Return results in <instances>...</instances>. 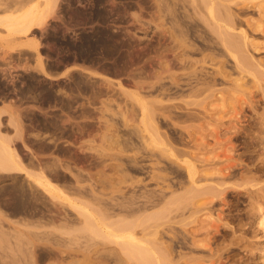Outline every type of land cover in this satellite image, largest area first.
Segmentation results:
<instances>
[{"label":"bare ground","instance_id":"1","mask_svg":"<svg viewBox=\"0 0 264 264\" xmlns=\"http://www.w3.org/2000/svg\"><path fill=\"white\" fill-rule=\"evenodd\" d=\"M33 1L0 0V183L28 180L0 187V264H264V168L237 162L264 153V0Z\"/></svg>","mask_w":264,"mask_h":264},{"label":"rangeland","instance_id":"2","mask_svg":"<svg viewBox=\"0 0 264 264\" xmlns=\"http://www.w3.org/2000/svg\"><path fill=\"white\" fill-rule=\"evenodd\" d=\"M90 1V0H89ZM92 1H95V0H92ZM33 2H37V3H39V4H41V3H43L44 1L43 0H34ZM0 28H2L1 26H0ZM4 28V27H3ZM3 28L2 29H0V31H1V34L2 35H5V31L3 30ZM143 30L144 29H147V31H148V33L151 35L152 33V31H151V29H149V28H142ZM28 37L27 36H25V37H23V38H21L22 40H25V39H27ZM16 73V72H15ZM14 73V74H15ZM13 74V75H14ZM17 74V73H16ZM17 76V77H16ZM14 75V77H12L13 79L15 78V79H18V74L17 75ZM12 79V80H13ZM19 80V79H18ZM18 80H13V81H18ZM126 86H128V87H130V85H126ZM223 86H228V85H221L220 87H223ZM226 94V93H225ZM224 94V95H225ZM219 96H221V94H219L218 95V97ZM226 97H224V98H226L227 100H228V93H227V95H225ZM222 97H223V95H222ZM227 110V112H228V109H226ZM226 114V116L227 117H225L224 115ZM217 113V115H216V113H214V115H213V117H212V121L213 120H215V118H216V116H224V119L226 120V121H228V114L227 113ZM218 116V117H219ZM247 118H246V121L245 122H243V126L244 125H246V126H248L249 125V121H251V119H250V117L252 116V113H247ZM227 118V119H226ZM216 119H218V118H216ZM250 119V120H249ZM3 120H4V123H7V117H5L4 116V118H3ZM138 120V119H137ZM212 121H211V123L210 124H204L203 125V127H205V129H207L206 131H208L207 133H210L211 131V129L213 130L215 127H216V125L214 124L215 122H213L212 123ZM137 122V121H136ZM132 123V122H131ZM210 125V126H209ZM129 126H131L132 128H121L120 126V128L122 129V131H128V130H131V129H133L134 127V125L132 126V124L131 125H129ZM209 126V127H208ZM214 126V127H213ZM166 127V126H165ZM164 127V128H165ZM210 127H212L211 129H208V128H210ZM166 129V128H165ZM164 130V129H163ZM3 131L4 132H6V133H13L11 130H9V129H6V128H4L3 129ZM210 131V132H209ZM123 133V132H122ZM126 134V133H125ZM125 136V135H124ZM211 137L209 136V139H210ZM210 142H212V145L214 144L213 143V140H210ZM238 144H239V142H238ZM237 144V145H238ZM18 145H20L19 143H18ZM77 154H78V152H77V150H74ZM242 152H245V148H244V146L243 145H240L239 146V151H238V154H242L241 156H240V158L237 156V162H239L241 165H243V166H241L240 168H242V167H244V166H249V167H253L254 165L256 166V165H258L259 167H261V168H264V153H259V155L258 156H256V159H255V161L251 164V163H249L248 162V160L246 159V156L242 153ZM130 153V152H129ZM141 159H144V160H141ZM141 159H140V163L141 164H147V166H146V168L147 169H143V170H141L140 169V165L138 166H136V168H137V170H132L131 171V174H134V173H136L135 175H136V177H135V179H141V181H143V182H141L140 183V181L139 180H136V185L133 187V186H131V187H129L128 189L127 188H124V189H126V192L128 191L129 192V190L131 191V192H129V193H134L135 194V192H136V194H137V192H138V194L141 192V191H150V190H155L156 189V191L158 192L160 189H161V185H162V183H160L161 182V180L159 181V182H157V180H155V179H152V171L150 170V169H152L151 168V165H150V161L147 159V158H144V157H141ZM124 160H127V158H125L124 157ZM222 160H223V158H222ZM117 162L118 161H116L115 162V160H114V163H113V161H111V163H113V164H115V165H117ZM119 163V162H118ZM150 167V168H149ZM135 168V169H136ZM138 169H140V170H138ZM149 172L150 173V175L149 174H147V173ZM146 173V174H145ZM255 176L258 178V180H257V182H258V186H257V188H259V187H261V186H264V176H261V174H255ZM15 179H17V180H15ZM150 179H152V180H150ZM154 180V181H153ZM137 181H138V184H137ZM156 181V182H155ZM25 182H26V184H28V180H27V178L22 174V175H18V177L17 176H10L7 180H5V181H3V182H1L0 183V187H9V188H11V187H13V186H16V185H21V184H25ZM21 183V184H20ZM70 183H74V179L73 178H71L70 177ZM129 183H131V182H129ZM144 183L147 185H144ZM16 184V185H15ZM157 184H159V185H157ZM143 185L145 186V187H143ZM27 186V185H26ZM147 187V188H146ZM160 187V188H159ZM133 189H134V191H133ZM146 189H148V190H146ZM157 189H159V190H157ZM239 191H243V190H241V189H239ZM143 192H141L139 195H140V197H141V194H142ZM146 193V192H145ZM135 194V195H136ZM137 194V196L139 197V195ZM143 195H145V194H143ZM142 195V196H143ZM243 196H244V194H241L240 193V195H238V198L239 199H241L242 201H243ZM71 197L75 200L74 202V205L72 204V205H68L67 207H68V210H67V214H68V216H70V218L72 219V220H77V222H79V221H81V219H84V216H83V214H82V211H81V207L83 208V205L78 201V199L80 198L79 197V195H76V194H71ZM77 199V200H76ZM80 200V199H79ZM140 200H143V199H140ZM238 199H234L233 201L234 202H236ZM224 206H222V208H223ZM238 208V211H239V209H242V211L243 212H245V211H247V209H249L250 207L247 205V203H244V205H240V206H233V207H231L230 208V211H231V213H233V214H235V213H237V211H236V209ZM151 210V209H150ZM155 210V208L153 209V210H151V211H154ZM224 210H225V213H227V216H228V205H227V207L225 206L224 207ZM151 211H148V212H151ZM80 218V219H79ZM228 219V218H227ZM161 220V219H160ZM160 220H158L157 221V223L160 221ZM163 221L161 220V222H159L158 224H161ZM73 226H74V228H75V230H77V231H79V230H81L82 231V234H85V235H87V234H89L90 236H91V238H94V241H95V239H96V241H97V239H98V242H101V240H102V242L101 243H103V246H102V244L99 246L100 248H102V249H100L99 247V250H101V252H100V254H102V253H105L106 254V252L108 251V249H109V251H108V254H106L107 256L108 255H111L112 254V256L111 257H113V255L114 254H116V253H121V255L120 256H123L124 254H126L125 253V247H126V243L125 242H127L128 240V238H124L123 236H122V232H120L119 233V231L116 233V234H121V236L120 235H118V236H112L111 235V237L110 236H105V235H96V234H94L93 233V231L92 230H89L88 228H86L85 226L83 227V228H81L78 224H75V223H73ZM139 228H141V227H139ZM139 228H137L138 229V231L140 230ZM142 230V229H141ZM140 230V231H141ZM106 231V230H105ZM107 232V231H106ZM114 232H116V231H114ZM113 232V233H114ZM74 233H76V231H74ZM108 233V232H107ZM93 235V236H92ZM94 235H95V237H94ZM64 238H65V235H62ZM102 236V237H101ZM104 236V237H103ZM108 237V238H107ZM115 239H114V238ZM119 237V238H118ZM121 237V238H120ZM103 238H105V239H103ZM112 238V239H111ZM100 240V241H99ZM118 240H120V241H118ZM118 241V242H117ZM117 243H119L120 245H121V247H122V250L124 249V252L123 251H121V247H120V245L119 244H117ZM228 243V240H227V242H226V244ZM105 244V245H104ZM123 244H125L124 246H123ZM228 245V244H227ZM103 247H105V249H103ZM124 247V248H123ZM115 248V249H114ZM52 250L51 249V247H48V246H46L45 248H44V251H46V252H48V250ZM110 249H112V250H114L116 253H114V251L112 252V250H110ZM117 249V250H116ZM49 250V251H50ZM102 250H103V252H102ZM104 250H106V252L104 251ZM121 251V252H120ZM49 253V252H48ZM114 253V254H113ZM93 254H95V256H97V257H95V258H97L98 260L100 259V256H99V258H98V255L96 254V253H93ZM105 254H103V256H106ZM123 254V255H122ZM79 256V255H78ZM125 257L127 256V255H124ZM82 257V256H81ZM91 257V256H90ZM94 256L92 255V258H93ZM125 257H122L124 260L126 259V260H129V261H127V263L129 264V262H130V264L131 263H135V261L133 262V260H130V258H129V256H127L126 258ZM91 258V259H92ZM129 258V259H128ZM77 259H80V256H79V258H77ZM97 259H92L93 261H98ZM95 261V262H96ZM49 263V260L47 259V260H44L41 264H48ZM100 262H104L103 264H106L105 263V260H101ZM248 264H256L255 262H252L251 261V259H249V261L247 262ZM40 264V263H39ZM89 264H92V263H89ZM95 264H99V263H95ZM102 264V263H101Z\"/></svg>","mask_w":264,"mask_h":264},{"label":"flooded vegetation","instance_id":"3","mask_svg":"<svg viewBox=\"0 0 264 264\" xmlns=\"http://www.w3.org/2000/svg\"><path fill=\"white\" fill-rule=\"evenodd\" d=\"M14 75L16 76V74H14ZM1 79H2V80H1ZM0 80H1V81H4V77H3V78L0 77Z\"/></svg>","mask_w":264,"mask_h":264}]
</instances>
